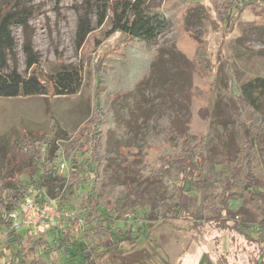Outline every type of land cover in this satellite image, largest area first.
Here are the masks:
<instances>
[{
	"label": "rangeland",
	"instance_id": "obj_1",
	"mask_svg": "<svg viewBox=\"0 0 264 264\" xmlns=\"http://www.w3.org/2000/svg\"><path fill=\"white\" fill-rule=\"evenodd\" d=\"M9 2L0 0V9ZM23 3L31 10L26 32L38 54L32 70L43 78L55 74L61 65L77 67L82 83L73 95L0 97V175L7 173L14 142L23 132H44L55 123L57 163L65 164L58 172L66 177L73 164L69 149L99 101L115 116L105 134L107 150L121 153L103 171L104 191L115 201L111 232L129 231L138 233V238L124 243L122 252H104L98 264H251L261 260L260 202L230 201L233 221L225 216L219 223L207 218L223 214L216 216L221 212L225 160L237 150L231 115L238 88L264 79V0L243 10H239L241 0H147L169 20L168 28L147 45L111 32L109 19L96 27L93 9L88 13L92 32L81 48H76L75 33L82 0ZM11 36L15 67L27 77L22 49L26 34L13 25ZM11 67L8 61L7 71ZM251 93L263 113L264 87L257 86ZM182 135L207 136L206 170L211 180L195 189L196 203L185 215L172 218V191L159 179H142L138 165L148 146L161 142L173 146ZM125 150L129 151L126 156ZM256 152L264 173V132L256 140ZM86 190L66 196L64 214L57 207L60 195L47 194L45 202L58 208L56 225L64 227V218L71 215L85 216ZM39 231L23 241L26 256L18 260L13 256L15 245L8 243L1 228V264H68L64 255L42 252L39 245L50 237L45 230ZM106 236L97 232L94 242L101 244Z\"/></svg>",
	"mask_w": 264,
	"mask_h": 264
},
{
	"label": "trees",
	"instance_id": "obj_2",
	"mask_svg": "<svg viewBox=\"0 0 264 264\" xmlns=\"http://www.w3.org/2000/svg\"><path fill=\"white\" fill-rule=\"evenodd\" d=\"M146 1L82 0L83 13L77 20L75 33L76 48H81L92 32L88 13L93 9L96 27L109 19L111 32L146 45L153 41L168 28L169 20L163 12L153 10ZM258 1L241 0L239 10ZM30 17L31 10L23 0H10L9 5L0 9V97L65 96L77 93L82 83L81 69L61 65L55 74L43 78L32 70L38 62V54L32 48L31 34L26 32ZM13 25L21 26L26 34L22 49L27 77H22L15 67L14 41L11 36ZM8 61L12 62V67L7 71ZM257 86L264 87V79H256L238 88L236 109L231 115L237 150L232 159L225 160L223 195L219 202L221 212L216 216L223 214L219 218H207L211 222L219 223L218 219L222 216H225V220L233 221L235 211L230 207V201L246 199L262 204L259 223L264 226V173L256 152V140L264 132V112L258 111L257 103L251 97L252 89ZM114 122L112 110L95 101L91 117L83 124L82 132L69 149L73 164L66 177H60L58 172L61 162L57 163L59 149L55 146V123L47 131L23 132L15 140L7 173L0 175V229L6 231L8 243L15 245L13 256L16 259L25 258L23 241L33 236L27 231L13 229L10 212L17 210L26 196L34 195L36 204L40 205L47 194L54 198L60 195L63 187L67 189L57 199L59 210L64 212L66 196L70 192L86 188L87 201H82L86 214L82 218L72 215L64 218V227L56 223L49 225L44 233L50 237V241L39 245L42 252L64 255L68 264H98L104 252H122L124 243H131L138 238V233L120 230L111 232L115 225L112 219L115 201L104 191L103 171L111 158L121 154L119 151L109 152L105 143V134ZM207 149V136L182 135L173 146L161 142L144 150L138 165L140 175L142 179H159L172 191V218L185 215L189 207L196 203L195 189L210 183L211 177L206 170ZM123 153L126 156L129 151ZM101 231L106 232L107 236L103 243L96 244L95 233ZM34 245L38 244L35 242ZM98 248H101L102 253ZM2 256L0 251V264ZM263 258L264 253L261 260H252L251 264H264Z\"/></svg>",
	"mask_w": 264,
	"mask_h": 264
},
{
	"label": "built area",
	"instance_id": "obj_3",
	"mask_svg": "<svg viewBox=\"0 0 264 264\" xmlns=\"http://www.w3.org/2000/svg\"><path fill=\"white\" fill-rule=\"evenodd\" d=\"M65 167L64 162L59 164L60 170ZM46 198L40 205L36 204L34 195L26 196L19 208L10 212L9 216L12 222V227L16 231H27L30 235L35 230L40 229L43 232L44 227L48 228L49 225L55 224L59 219L57 210L51 202L47 204Z\"/></svg>",
	"mask_w": 264,
	"mask_h": 264
}]
</instances>
